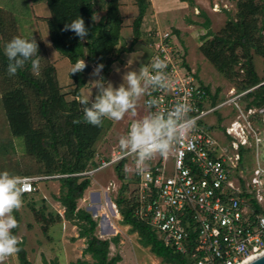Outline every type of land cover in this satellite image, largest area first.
<instances>
[{
	"label": "built area",
	"instance_id": "obj_1",
	"mask_svg": "<svg viewBox=\"0 0 264 264\" xmlns=\"http://www.w3.org/2000/svg\"><path fill=\"white\" fill-rule=\"evenodd\" d=\"M149 47L143 104L148 119L176 120L177 131L165 138L168 151L141 159L128 148L115 149L109 159L71 176L88 177L122 163L134 185L135 217L166 246L187 255L191 264H242L264 253V108L241 107L240 100L264 87V80L241 93L231 90L210 106L169 35L157 34ZM157 59L166 66L154 68ZM157 73L161 83H147ZM181 106L185 111L178 113ZM224 109L228 122L218 123L215 115ZM135 122L128 124L127 138ZM65 176H20L21 193H35L38 183Z\"/></svg>",
	"mask_w": 264,
	"mask_h": 264
},
{
	"label": "rangeland",
	"instance_id": "obj_2",
	"mask_svg": "<svg viewBox=\"0 0 264 264\" xmlns=\"http://www.w3.org/2000/svg\"><path fill=\"white\" fill-rule=\"evenodd\" d=\"M107 1L93 0L96 21L105 14ZM117 1L123 17L117 49L125 52L118 56L114 54L115 62L110 67L106 82L102 84L103 88L109 86L113 90L120 86L128 88L127 74L136 72L140 75L141 70L147 68L151 56L149 47L151 38L156 39L157 34H167L175 48L182 49L184 59L196 74L199 83L207 86L211 92L218 90V97L223 101L229 97L231 90L239 92L243 72L238 68L244 59H240V64L236 67L239 76L226 80L199 51L205 40H210L229 20L235 21L236 3L239 0H145L146 10L140 26V36L136 40L132 33V23L137 16L136 0ZM49 16L50 11L45 0H0V49L5 53L7 43L15 36L34 39L37 52L29 57V72L38 77L47 62L54 65L61 93H64L66 100L69 101L73 99L74 91L69 76L72 65L50 44L46 22ZM206 20L209 22L208 28L204 27ZM251 53L256 74L263 81L264 59L254 51ZM37 57L40 58V63L32 69L31 62ZM93 72L94 65L89 73L83 74L85 85L79 90L80 96L77 98L80 103L82 97H88L87 102L92 104L98 95L96 82L101 81V75L100 71L95 75ZM140 80L143 91L133 97V107L126 111L124 117L120 120L105 117L102 120L103 133L94 145L96 162L109 159L115 149L122 148L119 140L127 139L129 123L148 119L143 104L144 75L140 76ZM1 97L0 95V172L6 171L16 176L19 172H27L35 176L38 174V165L23 151L22 143L11 136ZM244 97L240 100L241 107H247V103L252 100L251 97L248 99ZM253 107L264 108V104ZM228 110L224 109L222 114L216 113V121L220 118V122L227 123L222 115H226ZM232 114L234 116L235 113ZM261 134L263 141L260 151L264 162V130H261ZM78 178L80 181L84 177ZM87 178L90 184L81 198L76 200V206L97 222L95 235L98 238L110 240L119 235L118 242L109 246V258L119 255L121 261L117 264H168L154 256L148 247L140 243L137 232L122 223V217L115 204L121 195H125L127 199L135 197L134 185L127 181L123 188V183L117 179L113 167ZM36 188L35 193L21 197V206L13 209L11 213L17 220L15 235L18 240H24L28 260L32 264H71L78 259L92 262L89 255L82 257L85 242L84 239L77 238L78 227L74 225L76 221L64 219L65 209L59 202L62 193L61 182L50 179L38 183ZM99 205L104 206V209ZM0 264H18L16 254L0 257Z\"/></svg>",
	"mask_w": 264,
	"mask_h": 264
},
{
	"label": "trees",
	"instance_id": "obj_3",
	"mask_svg": "<svg viewBox=\"0 0 264 264\" xmlns=\"http://www.w3.org/2000/svg\"><path fill=\"white\" fill-rule=\"evenodd\" d=\"M45 3L50 11L46 22L52 48L68 59L71 65L77 59L93 64L94 69L102 64L100 77L104 84L110 67L115 62V55L125 52L117 49L123 22L118 1L108 0L105 3L106 12L98 21L95 20L93 0H45ZM136 5L137 16L132 23L135 40L140 36L146 2L136 0ZM78 16L83 18L88 31L83 40L74 30L65 29V24L72 23ZM208 25L206 20L204 27L208 28ZM199 51L226 80L239 76L236 67L240 64V59H244L238 68L243 72L239 92L247 91L260 83L251 51L264 59V0H239L236 3L235 21L229 20L217 34L200 45ZM16 59H21L24 63L16 66ZM28 61L29 58L25 59L20 54L9 61L0 49V95L9 132L22 143L26 155L37 163L38 174L35 176L66 175L56 179L61 182L59 202L65 209L64 219L76 221L74 225L78 227L77 238L84 239L85 242L82 257L89 255L92 259V262L78 259L71 264H117L121 257L115 255L109 258V246L118 242L119 235L110 240L98 238L95 235L97 222L76 206V200L88 188L90 180L84 177L79 181L78 177L71 175L96 165L94 145L104 127L103 121L100 125L88 123L82 105L77 100L79 90L85 85L83 73H71L70 69L69 76L74 91L73 99L67 101L58 85L54 65L47 62L40 75L34 77L29 72ZM9 63L17 67L15 74L8 73ZM184 66L189 70L185 60ZM194 76L197 79L196 74ZM203 87L210 106L223 101L218 97V90L211 92L207 86ZM244 96L252 99L247 107L261 106L264 104V87L249 91ZM113 169L125 188L128 179L122 172V163L115 165ZM20 176L33 174L19 172L18 177ZM26 195L22 194L21 197ZM115 205L119 209L122 223L137 232L140 243L148 247L154 256L168 264H191L187 255L172 246H166L147 223L135 217L136 204L133 198L127 199L125 195H121ZM42 218L44 219L43 216ZM16 230L17 226L10 233L15 234ZM18 248L19 251L15 253L18 264H32L27 258L24 240H18Z\"/></svg>",
	"mask_w": 264,
	"mask_h": 264
},
{
	"label": "clouds",
	"instance_id": "obj_4",
	"mask_svg": "<svg viewBox=\"0 0 264 264\" xmlns=\"http://www.w3.org/2000/svg\"><path fill=\"white\" fill-rule=\"evenodd\" d=\"M72 29L81 38L87 36L88 31L85 28L84 20L77 17L72 23L65 24V29ZM5 53L11 61L20 54L27 59L37 52V44L34 39L13 37L6 45ZM24 63L21 59H16V66ZM40 63L37 57L31 62L32 69ZM9 63L8 73L15 74L17 67ZM154 68H164V61L157 59L152 65ZM85 67L84 59H77L71 67V73H78ZM103 65H98L93 75L99 73ZM141 75H147V68L141 70V74L129 72L126 76L128 88L120 86L113 90L111 86L103 88L102 81H97L96 86L99 89L95 101L91 108H84V117L92 125H100L102 120L107 117L114 120H120L124 117L127 110L133 107V97L138 96L143 88L140 86ZM162 74L153 75L147 83H161ZM163 86V85H162ZM88 97L81 98V104L87 102ZM185 111L181 106L179 112ZM177 122L173 118L164 119L160 115H154L151 119H143L131 125L128 138H121L119 144L122 148H128L133 152H138L141 159L151 156L155 152L164 154L168 151L166 137L172 136L177 131ZM21 178L8 172H0V257L13 255L19 251L18 239L10 230L17 226L16 218L11 214L13 209H18L22 204L21 199Z\"/></svg>",
	"mask_w": 264,
	"mask_h": 264
},
{
	"label": "water",
	"instance_id": "obj_5",
	"mask_svg": "<svg viewBox=\"0 0 264 264\" xmlns=\"http://www.w3.org/2000/svg\"><path fill=\"white\" fill-rule=\"evenodd\" d=\"M93 68V65L89 62H85V67L80 70L83 74L89 73V71ZM82 105V104H81ZM92 104L89 102H85L84 105H82V109L84 108H91ZM247 264H264V253L260 254L259 257L252 260L251 262Z\"/></svg>",
	"mask_w": 264,
	"mask_h": 264
},
{
	"label": "bare ground",
	"instance_id": "obj_6",
	"mask_svg": "<svg viewBox=\"0 0 264 264\" xmlns=\"http://www.w3.org/2000/svg\"><path fill=\"white\" fill-rule=\"evenodd\" d=\"M99 206H100V205H99ZM88 208H89V207H88ZM98 208H99V207H98ZM100 208H101V209H104V206H103V207L100 206ZM98 216H100V213H98ZM259 256H260V255L253 256V257L247 259L246 261H244L242 264H247V263L251 262L252 260L256 259V258L259 257Z\"/></svg>",
	"mask_w": 264,
	"mask_h": 264
},
{
	"label": "crops",
	"instance_id": "obj_7",
	"mask_svg": "<svg viewBox=\"0 0 264 264\" xmlns=\"http://www.w3.org/2000/svg\"><path fill=\"white\" fill-rule=\"evenodd\" d=\"M211 121H212V119H211Z\"/></svg>",
	"mask_w": 264,
	"mask_h": 264
}]
</instances>
